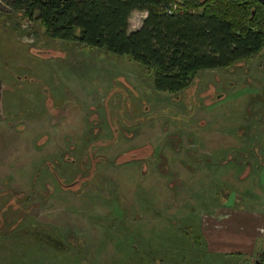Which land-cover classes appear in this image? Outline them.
Instances as JSON below:
<instances>
[{"label":"rangeland","instance_id":"obj_1","mask_svg":"<svg viewBox=\"0 0 264 264\" xmlns=\"http://www.w3.org/2000/svg\"><path fill=\"white\" fill-rule=\"evenodd\" d=\"M15 1L0 0V264H261L264 51L171 96L127 57L50 40Z\"/></svg>","mask_w":264,"mask_h":264},{"label":"trees","instance_id":"obj_2","mask_svg":"<svg viewBox=\"0 0 264 264\" xmlns=\"http://www.w3.org/2000/svg\"><path fill=\"white\" fill-rule=\"evenodd\" d=\"M176 3L185 10L168 15ZM14 8L54 42L127 57L156 92L175 96L200 72L253 62L264 51V5L257 0H18ZM145 12L135 31L130 18ZM264 264V252L258 256Z\"/></svg>","mask_w":264,"mask_h":264},{"label":"built area","instance_id":"obj_3","mask_svg":"<svg viewBox=\"0 0 264 264\" xmlns=\"http://www.w3.org/2000/svg\"><path fill=\"white\" fill-rule=\"evenodd\" d=\"M168 15H172L177 12L185 11L178 7L176 3L169 4L167 7L163 9Z\"/></svg>","mask_w":264,"mask_h":264},{"label":"water","instance_id":"obj_4","mask_svg":"<svg viewBox=\"0 0 264 264\" xmlns=\"http://www.w3.org/2000/svg\"><path fill=\"white\" fill-rule=\"evenodd\" d=\"M259 3H261L262 5H264V0H257ZM1 88H2V85H1V82H0V104H1V97H2V93H1Z\"/></svg>","mask_w":264,"mask_h":264}]
</instances>
